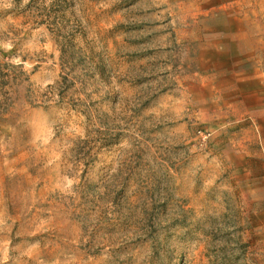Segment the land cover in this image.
<instances>
[{"label":"rangeland","instance_id":"1","mask_svg":"<svg viewBox=\"0 0 264 264\" xmlns=\"http://www.w3.org/2000/svg\"><path fill=\"white\" fill-rule=\"evenodd\" d=\"M0 264H264V0H0Z\"/></svg>","mask_w":264,"mask_h":264}]
</instances>
